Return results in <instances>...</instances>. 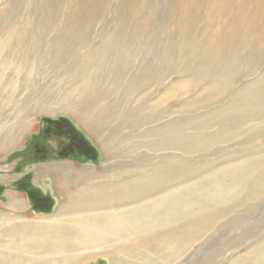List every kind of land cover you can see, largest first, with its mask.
Returning <instances> with one entry per match:
<instances>
[{"label": "rangeland", "instance_id": "rangeland-1", "mask_svg": "<svg viewBox=\"0 0 264 264\" xmlns=\"http://www.w3.org/2000/svg\"><path fill=\"white\" fill-rule=\"evenodd\" d=\"M24 1L0 0L1 24L17 21L35 32L48 3L27 0L26 8ZM133 3L74 0L57 18L60 29L48 30L44 54L19 72L14 53L0 66V181L26 180L53 202L37 212L21 192L27 209L8 214L0 192L3 234L22 227L26 246L37 245L40 233L69 228L73 216H60L92 198L98 209L124 208L115 221L84 212L89 230H77V238H139L126 264H264V0H148L149 28L136 34L134 25L124 36L117 23ZM74 9L90 11L91 32L60 42ZM89 73L99 81L83 92ZM154 104L157 113L144 118ZM96 108L111 116L98 131ZM59 120L96 150L94 161L57 158L63 140L47 122ZM76 264L110 263L99 255Z\"/></svg>", "mask_w": 264, "mask_h": 264}, {"label": "bare ground", "instance_id": "bare-ground-1", "mask_svg": "<svg viewBox=\"0 0 264 264\" xmlns=\"http://www.w3.org/2000/svg\"><path fill=\"white\" fill-rule=\"evenodd\" d=\"M46 1L48 3L47 6L49 7V14H48L49 16L47 15V12H46V10H48V9H46V7L44 6L45 9L41 10L42 14H41L40 18H38L37 20H45V22L43 21L41 24L37 23L40 26L36 27L35 32L33 29H32L33 32H31V31H29L30 33L27 32V30L29 29V24L28 25L18 24V26H16L17 21H15V23H13L11 21L13 26H11V28H9V26H7L6 23L1 24L2 20L0 21V57L3 55L6 56L4 58V60H2L0 63L2 71L8 65V60L10 61V55L12 53H14V59H15V65H14L15 66V69H14L15 72H19L21 68H24L29 64L28 58H30V59L33 58L37 53L44 54V52L46 51L45 50L46 49L45 48L46 47L45 41H47L46 35H47L48 30L54 28V26H56L57 28L60 29L61 23H60V21L57 20V18L61 15L60 12H61L62 8H64V6L66 8L69 7L70 4L74 0L68 1L67 4L69 6L65 5V1H63V0H46ZM97 1L103 2V0H97ZM134 1H135V3L130 4V5L127 4L126 6L123 7L124 13H121L122 19H119L120 21L117 23L118 28L121 25V28H119V30H121L120 33L124 36H126L128 34L129 30L132 27H134V25L136 27V34L142 32L143 27L145 28V26H147L149 28V26L147 24V19H146V17L143 16L144 14L142 13V8L147 6L148 0H134ZM96 2L94 0V3H96ZM24 3H25L26 8H30L33 5V2H27V0H25ZM17 6H19V5H17ZM86 8H88V7H86ZM74 11H75V9L72 11V14H74V17L76 16L75 21L73 22V20H70V25H68V27L65 28L66 31L63 32V37L59 39L60 42L61 41H68L70 39L73 40L74 38L77 37L80 30H82L81 34L84 31L87 33L91 32V26L90 25L92 24V22L89 20V18H87V16H89L88 14L90 11L87 12L86 10H84V11L76 10L77 11L76 13H74ZM54 14H55V16H54ZM66 16L68 17V15H66ZM83 16L85 17V20L89 24L83 25V22L81 19V18H83ZM63 24L64 23H62V27H63ZM17 28L19 30H17ZM1 33H3V34L1 35ZM24 38H26V41L22 45L19 42ZM19 45H21V47H19ZM127 57H128L127 60L130 59L133 62V60H134L133 58L129 57L128 55H127ZM132 62H130V63H132ZM101 68H102V65L100 67V70H101ZM96 76H98V78H99L100 72H97ZM89 77H91L92 83L87 78L86 81L81 86L83 92H85V90L91 86H96L98 81H99L98 78H96L95 75H93L92 73H91V75L89 73ZM11 81H12V79L9 78L8 81L6 82L7 85H9L11 83ZM89 82L92 85H89L90 84ZM104 97H106V94L102 95V98H104ZM80 100L78 103H80ZM136 102H138V101H136ZM93 104H95V101ZM94 106L95 105H92V108ZM154 107L157 108V106L154 104L153 108H151L152 109L151 111L149 109H148L149 111H147L146 109H143V110H145L144 111V115H145L144 118L147 117L150 119L153 117L154 114L157 113L156 112L157 109ZM86 113L87 112H85V115H86ZM94 114L97 117H101L99 120H97L99 123L101 122L100 127L97 126L99 123H97L95 126L94 123H96V122L93 121V125L95 126L94 127L95 130H97V128H99V129L102 128V125H103L102 123L106 124L108 122V121L105 122L107 120V118L111 117L110 115H107L108 114L107 112L104 114H99V112L97 111V108H96ZM140 115H141V113H140ZM136 116H137V114H136ZM138 119H140V118L138 117ZM135 120H136V118H135ZM143 120L146 121V119H143L141 117L140 121H143ZM120 124H122V123H120ZM137 125H139V124H137ZM118 126H115L114 129H117V128L120 129V127L122 125H120L119 127ZM106 128H107V125L104 127V129H106ZM133 129H135V128H133ZM79 199L76 201H79ZM71 201L72 200L69 201L68 207L70 206V204H72L73 201L72 202ZM108 203L110 205L113 204L112 200H111V203H110V201ZM114 204H116V203H114ZM95 205H99V201L98 202L92 201V198L91 199H85V201L80 202L79 206L77 204V206L79 207V211H77L75 209L77 211V212H75L76 214L73 213L74 215H68V214L64 213L63 216H60L59 221H63L64 217L67 218L69 216L70 217L73 216L72 217L73 219H71V220H73V221H71L72 224L70 222L71 226H69V228H62L60 231L51 232L52 234L48 235L47 237L45 235H43V236H45V238L43 236H41L43 233L42 234L40 233V238L38 240L39 243L37 241H35L36 243H38L37 244L38 246L37 245H31L29 247L26 246L28 244V241H27V243L26 242L24 243V239L20 235L22 227L21 228L20 227L19 228L14 227V228H10V229H7V227H3L4 230H6L5 234H3V232L0 228V264H6V263L12 264L11 263L12 261H15L16 264H20L22 261L30 262V264H76V263L84 262L86 260V257H95V256H99V255L103 256L104 258H107L109 260L110 264H124V263L126 264L127 260L130 258L129 256H131V254L133 253V252L131 253V251H133V250L131 249L132 247L130 245L131 244H133V245L134 244L135 245L142 244L138 240L139 238L138 239L134 238L133 240H127V241L122 239V241L120 240L119 243L110 242L111 244L108 241H104V243H102L100 241H96L95 243H89L88 242V244H87V243H85V241L83 239L77 238L78 234L76 233V231L77 230L80 231V229H83L84 227L87 226V225H84L82 223V220L84 219V217H85L84 215L86 212L101 213V214H103V216L105 215L104 218H107L108 220L107 219L106 220L109 221L111 219V217H113L114 214L115 215L119 214V211L123 210V208H124V206L121 207L122 206L121 205L119 207H116V206L108 207V206H106V207H101L100 209H98V208H96ZM102 205H104V204H102ZM118 205H120V203ZM92 206H95L96 210L93 209L94 207H92ZM19 207H20V205L17 202H15L13 204V209L15 211H17L19 209ZM63 209L66 210L65 206L63 207ZM94 216H92V218ZM98 217H101V216H98ZM114 217H116V216H114ZM120 217H123V216H120ZM99 219L100 218H98V220ZM117 219H118V217H117ZM68 220H70V219H68ZM106 220H105V222H106ZM111 220L115 221L114 218ZM121 220H122V218H121ZM65 221H63V222H65ZM51 222L55 223V221H53V220ZM58 222L56 224H58ZM89 222H87V223H89ZM85 223H86V221H85ZM99 224H101V223H99ZM109 224H113V223L109 222ZM121 224H123V223L121 222ZM113 225H115V222ZM95 228H96V226H95ZM87 229H88V226H87ZM93 229H94V227H90V230H93ZM10 233L12 234L13 237H15V235H16V236H18L19 239L21 238L20 240L18 239L19 242L14 243ZM83 234H85V233H83ZM92 237H93V235H92ZM82 238H84V237H82ZM85 239H86V236H85ZM141 241L143 242L144 238L141 239ZM17 243H19V244H17ZM127 245H129V246H127ZM43 248H45V249H43ZM137 248H138V246L136 247V249ZM138 249H140V248H138Z\"/></svg>", "mask_w": 264, "mask_h": 264}, {"label": "trees", "instance_id": "trees-1", "mask_svg": "<svg viewBox=\"0 0 264 264\" xmlns=\"http://www.w3.org/2000/svg\"><path fill=\"white\" fill-rule=\"evenodd\" d=\"M47 123L52 124L53 127H50L56 130L57 137L63 140V144L57 152V158L76 159L81 157L87 161H94L96 159V150L85 141L83 136L68 121L59 120L58 122ZM58 125H61V127H58ZM36 159L38 160V158ZM13 187L17 191L27 194L32 210L45 213L51 210L53 205L52 200L49 197L43 196L38 190L30 187V184L26 180L15 182Z\"/></svg>", "mask_w": 264, "mask_h": 264}, {"label": "crops", "instance_id": "crops-1", "mask_svg": "<svg viewBox=\"0 0 264 264\" xmlns=\"http://www.w3.org/2000/svg\"><path fill=\"white\" fill-rule=\"evenodd\" d=\"M38 166L42 167L40 165H38ZM4 180L5 179L1 178L0 188L2 189L3 187H5V189L0 190V192H2L1 196H8L9 200L7 201L6 204H4L5 206H3L2 208L6 209L5 212L8 213V214H16V213H20L22 211H25L27 209V203H26V200L24 198V193H21V192L17 191L13 187V183L16 181V179L12 180L9 184H5L3 186L2 182H4ZM18 193H21L20 197L16 196V194H18ZM13 202H17L21 206L22 210L15 211V213H12V211L9 208V206H11V203H13ZM2 205H3V203H2ZM28 207H30V206H28Z\"/></svg>", "mask_w": 264, "mask_h": 264}]
</instances>
